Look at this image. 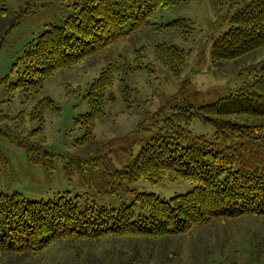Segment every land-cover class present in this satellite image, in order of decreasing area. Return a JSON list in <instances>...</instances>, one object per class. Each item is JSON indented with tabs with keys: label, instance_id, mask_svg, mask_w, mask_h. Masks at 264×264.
I'll return each mask as SVG.
<instances>
[{
	"label": "rangeland",
	"instance_id": "rangeland-1",
	"mask_svg": "<svg viewBox=\"0 0 264 264\" xmlns=\"http://www.w3.org/2000/svg\"><path fill=\"white\" fill-rule=\"evenodd\" d=\"M83 1L0 0L8 10L0 16V192L18 191L29 200H55L67 194L82 208H117L132 203L134 194L112 197L98 190V170L106 160L117 168L127 165L140 147L160 131L163 118L173 106L198 107L235 92L258 72L264 48L238 61L214 66L210 58L213 39L229 28L230 16L250 0H185L177 6L154 10L148 23L155 26L188 19L192 29L186 40L168 27L154 31L145 25L129 31L130 23L126 21L123 33L111 43L70 67L56 70L36 93L27 94L22 87L11 89L24 69L22 54L27 42L46 25L61 24L74 11V5ZM234 2L237 4L231 5ZM162 41L188 53L178 78L172 77L154 57V46ZM119 56L126 57L133 68L126 80L136 88V95H130L135 101L124 99L116 76L108 88L103 114L95 122L93 140L80 144L83 130L75 119L89 109L88 100L82 95L100 71ZM70 88L79 93H70ZM45 96L52 98L59 110L46 109L43 132L28 140L53 154L51 169L28 161L25 147L18 143L17 135L22 134L15 131L11 119L24 111V125L31 130L35 123L29 121L27 114ZM189 130L195 135L210 136L214 128L194 117ZM83 158H95V166L88 165L92 167L88 178H83L77 169L79 159ZM66 168L71 172L67 173ZM90 178L93 184L88 182ZM193 185L182 179L155 182L140 178L131 187L168 199L191 190ZM147 214L146 209L136 206L133 219ZM0 264H264V216L213 219L189 233L157 239L67 238L37 255L3 254Z\"/></svg>",
	"mask_w": 264,
	"mask_h": 264
},
{
	"label": "trees",
	"instance_id": "trees-1",
	"mask_svg": "<svg viewBox=\"0 0 264 264\" xmlns=\"http://www.w3.org/2000/svg\"><path fill=\"white\" fill-rule=\"evenodd\" d=\"M184 2L84 0L77 3L61 24L46 25L27 42L22 54L24 69L10 88L22 87L27 94L36 93L56 70L70 67L111 43L123 33L126 21L130 23L129 31L145 25L154 31L168 27L186 40L192 29L188 19L155 26L148 23V16L154 10ZM7 12L0 3V16ZM229 22V28L211 43L210 58L214 66L238 61L264 48V0L245 3L230 16ZM153 54L174 78L181 75L188 55L175 44L164 41L155 44ZM132 71L130 61L119 56L87 85L82 97L88 100L89 109L75 119L83 130L78 143L93 140L95 122L103 114L108 88L116 76L124 99L135 101L130 95H136V88L126 80ZM257 71L235 92L216 101L198 107L173 106L163 118L160 131L146 141L123 168L106 160L103 169L98 170L101 183L96 187L112 197L134 194L130 204L117 208H82L67 194L55 200H29L18 191L0 192V256L37 255L67 238L97 240L105 236H137L157 239L189 233L195 226L208 224L213 219L264 216V58ZM69 92L79 93L72 88ZM49 108L59 110L50 97L37 100L27 114L29 121L35 123L31 130L24 125V111L11 118L15 131L22 134L17 135L18 143L25 147L28 161L47 169L54 165L53 154L30 142V137L43 132L44 112ZM194 117L213 126V133L210 136L192 134L189 125ZM94 160L79 159L77 169L83 178L90 177L92 167L88 165L95 166ZM66 171L71 172L69 168ZM140 178L155 182L182 179L194 185L185 193L165 199L154 193L135 191L131 184ZM88 182L92 183L91 178ZM136 206L146 209L148 214L134 220Z\"/></svg>",
	"mask_w": 264,
	"mask_h": 264
}]
</instances>
